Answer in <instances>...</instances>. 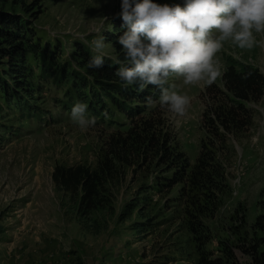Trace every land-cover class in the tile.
I'll use <instances>...</instances> for the list:
<instances>
[{"label": "rangeland", "instance_id": "1", "mask_svg": "<svg viewBox=\"0 0 264 264\" xmlns=\"http://www.w3.org/2000/svg\"><path fill=\"white\" fill-rule=\"evenodd\" d=\"M34 1L28 0L38 12L37 18L30 16L37 34L60 45L59 57L69 56L75 42L90 43L97 30L108 43L106 51L115 55L107 35L120 16L121 0ZM253 36L250 48L223 42L214 57L220 75L212 84L174 81L189 99L184 114L157 106L146 119L153 120L146 141L138 125L137 135L125 139L129 163L91 212L80 209L79 196L57 187L55 168L85 164L96 169L123 147L118 132L102 124L82 130L71 118L50 125L41 118L9 121L8 113H0V264H199L203 247L224 264H252L250 252L260 234L255 222L264 213V98L248 104L251 124L227 140L215 134L205 116L208 100L218 101L207 89L224 90L227 57L246 61L264 75V33ZM45 106L57 111L51 103ZM166 143L168 152L162 149ZM203 153L215 155L205 176L224 175L213 178L208 196L193 191L189 181ZM177 163L188 165L189 172L173 183L176 174L180 177ZM195 225L204 228L198 235H210L205 246L193 232ZM222 243L229 246L228 255Z\"/></svg>", "mask_w": 264, "mask_h": 264}, {"label": "trees", "instance_id": "2", "mask_svg": "<svg viewBox=\"0 0 264 264\" xmlns=\"http://www.w3.org/2000/svg\"><path fill=\"white\" fill-rule=\"evenodd\" d=\"M32 6L28 0H0V113H8L9 121H13L12 118L18 122L41 118L50 125L70 119L72 106L82 101L88 105V115L97 118L96 125L102 124L118 132V139L122 140L117 142H122L123 147L113 154V158L106 156L96 169L85 164L72 167L58 165L55 168L53 181L57 187L71 196H79L80 209L91 212L100 208L109 182L119 179L122 166L129 163L124 157L127 147L125 139L137 133L138 125L143 127L141 138L144 141L153 134V127L150 128L153 120L146 119L153 116L159 105L147 107L146 97L152 96L153 100H158L159 90L149 85L143 92H138L137 85L122 86L115 75L119 65H113L107 57L102 68H89L88 62L95 53L86 43L75 42L69 56L59 57L62 54L57 52L60 45L55 46L37 34L30 16L37 18L38 12ZM114 21L107 40L112 43L115 56L123 59L118 38L127 29L120 16ZM226 63L224 90L217 86L207 89L208 96L215 95L218 101L210 104L211 100H208L210 109L205 116L215 134L223 136L224 140H227V136L236 137L251 124L252 114L248 104L258 103L264 98V75L258 68L246 61L228 57ZM47 97H51V102L46 101ZM48 103L53 104L57 111L52 112L46 107ZM218 103L220 107H217ZM45 113H49L48 119L43 116ZM152 139L153 135L148 141ZM167 145H162L165 152H168ZM210 156L208 153L204 157L203 153L191 173L195 180L191 181V175L189 177L192 190L201 191L204 196H208L205 191L214 182L213 178H224L221 173L215 175L216 170L212 178L205 176L215 160L214 154ZM179 165L181 163H177L176 168ZM179 168L180 177L176 174L172 178L173 183H179L185 177V172H189L188 165L184 163ZM255 228L260 234L256 239L257 247L250 252L252 264H264V213L257 218ZM192 229L205 246L210 235H198L204 229L203 225H195ZM222 245V253H229V246ZM203 248L199 250V264H224L222 258H216L211 251Z\"/></svg>", "mask_w": 264, "mask_h": 264}, {"label": "clouds", "instance_id": "3", "mask_svg": "<svg viewBox=\"0 0 264 264\" xmlns=\"http://www.w3.org/2000/svg\"><path fill=\"white\" fill-rule=\"evenodd\" d=\"M119 15L127 29L118 38L123 59L109 55L108 43L97 30L87 45L95 53L88 67L102 68L105 57L109 58L119 65L115 75L122 86L137 85L138 92L153 86L159 98L146 97V106L158 104L176 115L184 114L189 99L178 93L174 81L212 84L220 75L214 57L223 42L231 40L240 49L250 48L253 32L264 33V0H183L182 4L121 0ZM71 120L82 130L97 123L82 101L72 106Z\"/></svg>", "mask_w": 264, "mask_h": 264}]
</instances>
